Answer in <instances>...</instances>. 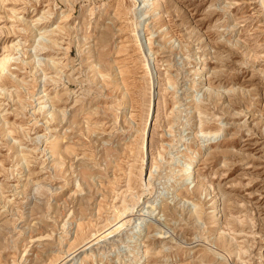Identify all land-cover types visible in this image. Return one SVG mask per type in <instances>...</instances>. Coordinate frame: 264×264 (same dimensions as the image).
Instances as JSON below:
<instances>
[{
  "label": "rangeland",
  "instance_id": "obj_1",
  "mask_svg": "<svg viewBox=\"0 0 264 264\" xmlns=\"http://www.w3.org/2000/svg\"><path fill=\"white\" fill-rule=\"evenodd\" d=\"M139 2L0 0V264H264V2Z\"/></svg>",
  "mask_w": 264,
  "mask_h": 264
},
{
  "label": "bare ground",
  "instance_id": "obj_2",
  "mask_svg": "<svg viewBox=\"0 0 264 264\" xmlns=\"http://www.w3.org/2000/svg\"><path fill=\"white\" fill-rule=\"evenodd\" d=\"M139 1V0H138ZM148 2V3H147ZM157 2H158V0H140V2H139V5H141V7L143 8V6H149V10L147 11V12H152V11H154V10H156V4H157ZM262 2H264V0H262ZM147 3V4H146ZM146 4V5H145ZM139 5H137L136 6V8L135 9H137L138 7L140 8V6ZM146 12V13H147ZM135 15H136V12H135ZM144 16L145 15V13L143 12V13H141V14H139L138 16ZM145 18V17H144ZM142 20V19H141ZM139 20L138 21H135V28H134V33L136 34V38L138 39V25H139ZM140 27V26H139ZM138 41H139V39H138ZM147 51V50H146ZM147 54V53H146ZM146 54H145V51L143 52V55H144V57L143 58H145V60H147V57H146ZM197 59V58H196ZM10 61V57H3V58H1L0 59V71H3L4 70V68H5V65L8 63ZM200 61V60H199ZM146 68L147 69H149V73L150 74H152V72L150 71V65L148 64V62H146ZM203 69V68H202ZM193 72L196 74V75H198V82H201V80H202V78H201V71H200V68L197 66V67H194V69H193ZM203 76V75H202ZM205 80V79H204ZM203 81V80H202ZM154 83V82H153ZM152 83V84H153ZM153 87V86H152ZM234 89V88H233ZM206 90H207V87H206ZM209 92L211 93L212 91L209 89ZM208 92V93H209ZM145 141V140H144ZM144 141H143V143H144ZM195 158H196V156L194 155L193 156V158L191 159V160H189V162H187L186 163V165H184V167H183V171H182V176L178 179V181L179 182H181L182 180H187V179H189V178H192V180H194L193 178H194V171H193V162H194V160H195ZM213 212H216V211H220L219 209H218V205L216 204V202L214 201V205H213V210H212ZM217 213V212H216ZM221 221L219 220V217H218V223H220ZM123 223V222H122ZM141 223V222H140ZM120 225V224H119ZM118 226V225H117ZM117 226H115V229H117L116 227ZM155 227H157V226H155ZM113 231H114V228H113ZM150 231L148 230L147 231V233H149ZM146 236H148V235H146ZM222 237V235H219L218 236V238H221ZM140 247H138L137 248V251L133 254V255H131L129 258H127V260H126V264H137L138 262H139V260H141V258H142V256H143V252H144V250L143 249H139Z\"/></svg>",
  "mask_w": 264,
  "mask_h": 264
}]
</instances>
